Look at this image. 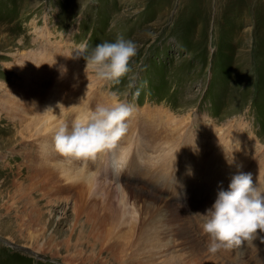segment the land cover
Returning a JSON list of instances; mask_svg holds the SVG:
<instances>
[{"label":"rangeland","instance_id":"374dc122","mask_svg":"<svg viewBox=\"0 0 264 264\" xmlns=\"http://www.w3.org/2000/svg\"><path fill=\"white\" fill-rule=\"evenodd\" d=\"M45 33H50L47 37L54 51L35 78V86L24 87L27 92L21 99L22 105L27 104L31 92H37L40 98L42 90L54 80L64 98L73 96V85L78 84L71 77L73 70L78 79L85 78L89 106H95L98 99L113 102L115 98V102L130 106L148 102L155 104L152 109L156 110L150 117L166 123L170 116L164 115L162 109L170 105L177 127L179 118L195 116L190 127L197 135L202 124L222 132L229 123H242L248 145L256 150L259 159L264 158V0H0L1 84L10 86L19 78L10 64L14 52L19 58L24 51L42 45L49 49L44 44ZM118 36L135 42L136 52L128 61L127 70L118 79H97L93 72H85L86 61L77 46L86 40L90 50L96 43ZM73 60L76 64L70 67ZM72 104L66 101L61 105L68 111ZM3 114L0 107V116ZM138 119L143 123L142 116ZM12 126L10 123L7 132L16 134ZM216 165L210 166V170H218ZM243 168L247 171L248 163ZM12 170L8 172L9 192L17 188L10 180ZM224 175L218 178L224 181L228 177ZM210 191L214 194L212 204L217 186L211 184ZM9 195L0 191V264H114L108 263L110 258L105 251L102 255L108 259L106 263L89 259L72 262L77 251L83 250L81 255L85 256L90 245L87 239L76 241L79 233L86 234L84 230H73L69 236L72 245L67 244L66 220L62 218L56 223L61 212L58 206L49 216L54 223L47 222V229L32 237L33 226L15 218L14 204L20 208L22 200L11 203ZM19 214L25 212L19 209ZM46 217L47 213L41 211L37 223L44 222ZM43 237L51 245L43 242ZM254 239L253 235L239 243L246 241L251 247ZM207 242L210 245L209 235ZM41 244L50 249L38 248ZM236 246L232 250L227 243L216 249L208 247L207 264H254L252 257L244 260L240 244ZM94 250H100L99 241Z\"/></svg>","mask_w":264,"mask_h":264},{"label":"bare ground","instance_id":"6f19581e","mask_svg":"<svg viewBox=\"0 0 264 264\" xmlns=\"http://www.w3.org/2000/svg\"><path fill=\"white\" fill-rule=\"evenodd\" d=\"M44 41L48 50L41 44L38 49L22 51L19 58L14 52L10 64L19 78L10 86L0 83V107L4 113L0 116L3 122L0 125V191L10 194L11 203L22 200L20 208L16 204L13 207L16 220L19 217L31 224L30 235L36 238L47 229L52 211L60 207L56 223L62 218L66 220L67 244L73 230H84L86 234L79 233L76 241L87 239L90 245L85 256L81 255L83 250L77 251L71 257L72 262L89 259L106 263L108 259L102 255L105 251L110 258L108 263L114 264H207L208 234L202 231L200 212L210 206L214 197L211 184L217 189L227 186L231 174L244 170V164L248 163L246 172L252 173L254 184L264 188V168L257 167L260 163L264 165V158L259 159L256 150L248 145L242 123L227 122L222 132L202 124L197 135L190 127L194 115L179 118L177 127L170 105L162 109L164 115L170 116L165 123L150 117L156 112L152 109L155 104H133L126 118V131L112 147L90 158L61 154L54 147L55 127L71 120L78 109L89 106L90 100L85 97V78L78 79L71 70L73 82H78L73 85V100V96L63 97L54 80L49 88L42 90L40 98L37 92H31V97L25 99L27 104H21L27 92L24 87L35 86V78L54 51L50 39L47 37ZM73 64L76 60L70 67ZM77 100L80 102L75 103ZM115 100L98 99L97 103ZM66 101L73 103L68 111L62 107ZM141 116L143 123L138 119ZM10 123L16 134L7 132ZM194 139L197 151L190 144ZM216 163L218 170L214 167L211 171L210 166ZM10 170L13 173L10 180L17 186L11 192L8 191ZM220 174L229 177L222 185L219 182L224 178L219 179ZM19 209L25 215L19 214ZM41 211L47 217L37 223ZM262 237L264 230L258 228L251 247L245 241L228 244V248L232 250L240 244L244 260L252 257L254 264H264ZM42 239L51 245L49 239ZM95 241L100 242V250H94ZM47 245L41 244L38 248L49 250Z\"/></svg>","mask_w":264,"mask_h":264},{"label":"clouds","instance_id":"9594fccd","mask_svg":"<svg viewBox=\"0 0 264 264\" xmlns=\"http://www.w3.org/2000/svg\"><path fill=\"white\" fill-rule=\"evenodd\" d=\"M77 48L85 58V72H93L97 79H118L136 52L135 42L123 36L100 41L90 50L85 40ZM131 111V106L123 101L78 109L71 120L55 127L54 147L67 156L94 157L99 151L112 147L124 134ZM190 144L193 151L198 150L195 139ZM219 183L222 185L223 181ZM200 213L202 231L211 237L209 247L212 249L252 238L256 229L264 230V188L254 184L251 172L236 171L231 174L228 186L219 187L212 204Z\"/></svg>","mask_w":264,"mask_h":264}]
</instances>
